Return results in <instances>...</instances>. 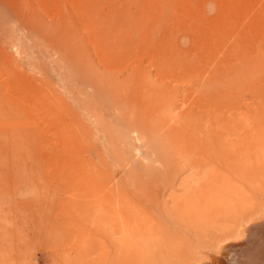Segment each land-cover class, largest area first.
Here are the masks:
<instances>
[{"label": "rangeland", "instance_id": "rangeland-1", "mask_svg": "<svg viewBox=\"0 0 264 264\" xmlns=\"http://www.w3.org/2000/svg\"><path fill=\"white\" fill-rule=\"evenodd\" d=\"M126 23L130 27H125ZM133 28L136 29V38L131 35L135 32ZM121 29L124 30L120 36L123 32L127 34L122 35V39L119 35L115 36ZM212 30L214 34L221 35L223 45L233 39L235 49L238 46L236 54L251 56L250 69L244 70L251 71V75L253 73L251 85H258V93L253 96L249 92L242 94L243 104L253 109L264 107V0H0V264H119L123 261H127L126 264H134V261L135 264H264V138H257L254 143L253 139L249 144L255 152L253 173L249 175L251 178L248 177L252 185L244 179H239L242 183L233 184L236 193L234 190L235 194L231 196L234 199L239 196L241 203L237 202V205V199L230 198L229 193L233 191L228 189L230 191L226 192L221 203L226 202L225 205L230 207L223 205L220 210L227 208L222 213L228 211V214L223 213L224 218L211 216L201 220L198 213L202 214L205 209L200 207L199 202L204 193L196 189L210 179L213 184L217 174L226 175L223 165L226 157L222 155L224 148V151H236L237 160L232 161L241 159L242 150L247 146L241 144L245 130L236 128L231 132V129L225 130L222 122L212 124L217 128L210 125L205 132L214 135L215 139H210L212 143L204 140L199 146L196 139L189 136L194 132L187 131L182 139L184 143L175 139L171 150L176 149V152L181 149L183 152L186 149L183 153L186 159L191 158V162L200 158L201 154L197 151L201 148L208 151L206 154L209 153L212 159L209 157L206 162H194L198 169L185 171L169 185L158 179L156 182L160 186L151 187L150 195H143L141 191L123 184L124 173L119 166L107 169L105 162L95 158L93 161L78 162L74 151L68 147L73 148L75 134L71 136L64 131L65 138L62 137L58 128L60 122H55L56 117L53 116V107L58 104L60 112L56 114L60 113L62 119L69 123L70 113L74 112L70 107L73 106L82 122L97 133V126L90 121H93V114L90 113L97 111L95 105H88L89 109H94L89 112L91 109L87 111L76 102L80 98L85 99L89 93L92 95L94 86L81 82V89L86 95L78 93L80 96L75 99L76 81L81 76L86 77L81 74L84 68L87 76L88 69H92L93 74L102 75L107 80L111 75L121 78L128 67L110 66L125 57L130 61L127 64L150 71L152 76L155 75L154 79L159 81L161 78L162 83L170 80L169 83L179 88V116H186L194 107H197L198 113L215 110V105V108L210 106L204 110L197 106L198 99L205 98L203 94L208 95L207 90L198 92L202 87H198L192 77L198 72L201 76L206 74L205 70H201L205 65L203 58L193 51V44L190 47L184 45L186 52L176 45L171 46L173 41L174 44L184 43L202 34L209 37L213 34ZM232 41L227 46L233 45ZM128 42L132 44L129 46ZM136 42L138 44L134 45ZM122 44L125 45L123 49ZM128 47H131L130 51ZM223 47L226 48V44ZM124 49L125 53H122ZM105 53H110L108 57L117 53L115 56L118 58L116 60L114 56L116 61H113ZM100 55H104L105 60L110 59V62L105 64ZM154 57L165 61L162 63L166 64V68L158 60L166 69L162 76L157 59L153 64ZM81 64L83 68H79L80 72L77 68ZM190 71L194 72L193 75ZM196 94L200 95L199 98ZM60 98L69 104L70 111ZM86 100L88 102L89 99ZM49 105L52 109L48 108ZM181 111L185 114H180ZM108 113H112L111 108L105 113L111 119L112 115ZM250 123L252 125V120ZM237 129L239 131L235 132ZM133 137L128 139V144L134 160L143 161V155L148 150L143 141H136ZM229 138L233 147L224 146ZM181 145L186 146L183 148ZM57 153L63 157L57 156ZM203 165L211 169L209 175L203 176V170L198 167ZM141 175L146 181L145 172ZM230 176L233 179L234 176ZM184 187L187 190L184 191ZM192 189L196 191L197 207L183 212L185 207L189 208V200L195 199L190 197ZM152 196L157 201L159 199L158 205L151 203L150 199L146 201ZM240 196L245 199L240 201ZM125 197H129L134 205L126 208ZM128 212L134 215L128 217ZM121 214L124 216L122 221ZM130 235L136 238L134 242ZM136 259L141 261L137 263Z\"/></svg>", "mask_w": 264, "mask_h": 264}, {"label": "bare ground", "instance_id": "bare-ground-1", "mask_svg": "<svg viewBox=\"0 0 264 264\" xmlns=\"http://www.w3.org/2000/svg\"><path fill=\"white\" fill-rule=\"evenodd\" d=\"M178 2H180V1H178ZM168 4H169V2H168ZM181 4H182V1H181ZM165 7H166V5H165ZM183 7H185V6H183ZM159 13H160V11H159ZM126 15H127V13H126ZM155 19H157V18H155ZM131 23H132V21H131ZM156 23H155V27H156ZM125 27H130V26H129V24H127ZM125 27H124V29H125ZM150 27H151V25H150ZM133 29H134V31L136 30L135 28H133ZM123 30L121 29L120 31L116 32L115 36L116 35L120 36V34H121V32ZM125 31H126V29H125ZM123 33L126 34V32H123ZM129 33H132V32H129ZM134 33H132L131 35H132V37L136 38V36H137L136 31ZM211 33H213V34H209V37H208V35H204V34H202L201 37H191L190 41L188 40V41H186L184 43L177 42L176 44H174V41L172 40L173 41V43H172L173 45H171V46L175 47V45H176L179 50L185 51L186 48L184 47V45L188 44L189 47H190V45L193 44L192 45L193 51L198 52V55L201 58H203V62H205L204 63L205 65H204V67L201 70H205L206 74H203V76H201L199 74V72L197 74H194V75H193L194 72L193 73L191 71L190 72L193 75L192 77L194 78V80L197 81V84H196V82H195V84L198 87L199 86L202 87V89H200V90L198 89V92H203V91H206V90H207L206 92H208V95H206V94L204 95L203 94V96H205V98H203V97L199 98L200 95L196 94L198 96V98H199L197 106H198V108L201 107L204 110L206 108H209L210 106L214 107V105H215L216 109H219V110L215 109L213 111L208 110L206 112H199L198 113V110L196 111L197 107L196 108L194 107V109H191L190 113L186 114V116H184V115H180L179 116V114L177 113V112H179L178 110L181 109L180 108L181 106H179L178 103H177V100H178L177 99L178 98V89L179 88H177V86H174L172 84V82L169 83L170 80L168 81V83H165L166 80H165L164 83H162V82H160L161 78H160L159 81L155 80L154 79L155 75L153 74L154 76H152L150 71L147 70L148 72H146L145 70L139 68L138 66L127 64V62L129 60L127 61L125 56H123V57H125L126 61H124L125 60L124 58H123L124 59L123 60L121 57H119V59H122L123 62H122V60L119 61L117 64L114 62L115 64H112V66H110V64H109L110 67H114V66H117V65H121V67H123V66H127L128 67L127 69L124 68L126 70L125 74L123 73L124 74L123 77L120 76L122 79L117 77V76L111 75L110 76V80H107L102 75H98L97 76L96 74H93V72H92L93 70L92 69H88L91 73L89 72L90 74L88 73V76H87L86 75L87 74V72H86L87 70L85 71V68L81 69L82 72L79 69L80 67L83 68L82 64L79 67L77 66L78 67L77 71H80L81 74L86 76L87 78L81 76V78H82L81 79L77 75L79 77L78 78L79 80L76 81L77 82L76 91H78V92H76L74 90L75 93H76V96H75L74 93H73L74 95L73 94L72 95L75 96V99H76V97L80 96V95H78V93H80L82 96H83V94H85V93H83L84 91L82 90L83 88L81 86V82L84 83L85 85L89 84L90 87L94 86L93 89L96 92L94 91L93 93H95V94L92 93V95H91L89 93L90 95L88 94L87 95L88 97L86 96L85 99H81V98L79 99L78 98L79 101L76 100V102H77V105H78V102H79V104H80L79 106L85 108L86 110L87 109L90 110L92 108L91 107L89 109V106H88L89 104L93 105V106L95 105L96 107L99 106L98 108H96L94 106V109L99 111L98 113H97V111H95L96 113L95 112L90 113L91 115L93 114L92 115L93 121L92 120H90V121L93 124L95 123V125L97 126V127L95 126L97 128V130H98L97 133H94L92 131V129L86 123L82 122V120L80 119L81 118L80 115H78V113L76 114L77 111L75 112V110H76L75 107L72 106L74 109L72 107H70L71 108V112L72 111H74V112L70 113L71 114V116H70L71 118L68 116L69 119L71 120L69 123L65 122L66 119H62V116L60 115V113H59V115L56 114L57 111L60 112V108H59L58 104H57V106L54 104L56 107L55 106L53 107V111H54L53 112V116L56 117L55 118V122L56 121L60 122V125L58 126V128L60 127V129H61L62 137L65 138L64 131L66 132V134L70 133L71 136H72V134H75L76 141L72 145L74 150H73L72 147L68 146V145H70L71 141L67 142L68 145L66 144V147L68 146L70 149H72V151H74V154H75L76 159H77L78 162L79 161L80 162L87 161V160L93 161L94 158H95V160H98L99 162L100 161L101 162H105L107 164V165H105L107 169H109V167H111V166L112 167H114V166L118 167L119 166L120 169L122 170V172L124 173L123 184L125 186H127L128 188L130 187V189L141 191L143 193V195L144 194H149L150 195L149 192H152V190H153V189H150V188L155 186V185L158 186V182H156V181H159L160 179H162L163 183H165L166 185H169L170 182L174 178L176 180V178L179 177L185 171H190V170L193 171V170H195V168L197 166L194 165V164H196L194 162H201V161L212 159V157H211V155L209 153L206 154V152H208V151L203 150V149L201 150V148L198 149V151H197L198 152L197 154H201L200 158H198V159L194 158L191 162H189L191 160V158L187 157V159H186L185 153H183L186 149L183 152H182L181 149H180V151L174 152L176 150L175 146H174L173 149H175V150H173V151L171 150L172 145L175 144V142H174L175 139H180L181 141H178V142L182 143V139H184V136H186L188 134L187 131L188 132H194V134H189V136L192 139H196V141L198 142V144H196V145L199 146V145H203V141L204 140L210 141L211 138L215 139L214 135L207 134V132H205L209 128V126L212 125V124H217V123L220 124L219 122H222L221 124L225 128V130L227 129L226 131H228V129H231V132L234 131V129H236V128L245 130V135H243L244 136V141L241 144L242 145H247V146L244 148V150H242L243 155H242L241 159L238 162L232 161V160H237L236 159V157H237L236 151L235 152H233V151H224V150H226L225 148L222 151V155L226 157L225 160H224V163H223V165L225 167L224 171H226L225 174L226 175H228V174L233 175L234 176L233 179H231L230 175L229 176H226V175L218 176V174H217V175H215L216 178H213L214 179L213 184H211L212 183V181H211L212 179H210V180H207V182L205 184L204 183L201 184L199 186V188L196 189L197 192L198 191L201 192L203 190L202 194L204 193L201 196L200 202H199L200 207L205 209V212L203 211L202 214L198 213V215L201 217V220H205L207 217L210 218L211 216H216V217H219V218H222V217L224 218L225 217V215L223 213L226 214L228 211L223 212V213H222V211L224 209L226 210L227 208H224V209H222V211H220L221 208H223L222 207L223 205L224 206H228V205H225L226 202L224 204L221 203L224 200L223 196H225L226 192L230 191V190L233 191V192L229 193L230 196H231L232 193L233 194L236 193V190H235V187L233 186V184L235 182L242 183L239 179H244L245 181H248L249 183L251 182L248 177H250L249 175L251 173H253V171H252L253 170L252 168H253V165H254L253 164V159H254L253 157H254V153L255 152H253L254 150H252L253 148H250L251 145H249V144H251L253 139H254L253 140V143H254L255 139H257V138L258 139L259 138L263 139L264 138V107L263 106H261V107L259 106L257 109H253L252 107L246 106L245 104H243V99H244L243 95H244L245 92H249L252 96L253 95H257V93H258V90H257V86L258 85H256V86L251 85V81H253L251 79V76L253 75V73L251 75V71L244 70V69H250V66H251L250 64H252V63L250 62L251 60L249 58L251 56L249 57V56H247L245 54L241 55V53L238 54L239 52L236 54L235 50L238 51V49H237L238 46L235 49V46H236L235 43L236 42H233L232 41L233 39H230V40L233 42V45L235 44L234 47H233V45L227 46V45H229L227 43L230 40L225 43L226 44V48L223 47V46H225V44L223 45L221 35L220 34L219 35L218 34H214L215 31H213ZM112 34L114 36V32ZM124 34H122V35H124ZM126 35H124V36H126ZM121 36H120V39H122ZM230 36H231V34H230ZM235 37L238 38V35H236ZM235 37H233V38H235ZM115 38H114V40H115ZM225 38H227V35H226V37L224 36V39ZM138 39L139 38H137V40ZM170 41H171V39H170ZM122 42H124V41L122 40ZM137 42L134 45L138 44ZM129 43L130 42H128L127 45L130 46L132 43L131 44H129ZM105 44L104 45L102 44V45L105 46ZM123 46H125V45L122 44L121 49L124 48ZM247 46H248V44H247ZM138 47H139V45H138ZM129 48H131V47H128V51L131 50ZM223 49H224L225 52L222 51ZM126 50H127V48H126ZM250 50H251V48H250ZM123 51H122V53H125V49ZM112 52L115 53V50L113 49ZM118 52L120 53V51H118ZM108 54H110V53H108ZM108 54L105 53V55H107V57H108ZM126 54L129 55V52L127 53V51H126ZM160 54H158V55H160ZM115 55H117V53L114 54L113 57L110 55L108 58H110V59L113 58L112 60L116 61L117 60L116 58H118V57L115 56ZM101 56L102 55H100V57ZM103 56L100 59L103 60L104 59ZM114 56H115L116 60H114ZM172 56H173V54H172ZM155 57H154V60H153V64L156 63V59H157V62H158L159 59H160L159 61L161 62L162 58H155ZM63 58H64V56H63ZM110 59H107V58H106V60L104 59L106 63L104 61H102V60L101 61H102L103 65H104V63L108 64L107 61H109ZM165 60H167V59H165ZM177 61L178 60H176V62ZM160 62H158L159 63L158 67L160 66L162 68V64H163V67H165V68L167 67L166 64H164L165 63L164 60L162 61L164 63L161 62L162 64H160ZM129 63H130V61H129ZM183 63H185V62H180L179 64H183ZM175 64L176 63H174V66H175ZM109 66H106V67L109 68ZM72 67H74V66H72ZM104 68H105V66H104ZM161 68H159L158 71L161 73V76H162V75H164L166 69L162 68L164 70L163 71ZM188 69H190V68H188ZM178 70H179V68H178ZM77 71H76V73H77ZM83 71H85V72H83ZM80 72H79V74H80ZM167 73H169V72H167ZM179 73L180 72H178V74ZM183 74L185 75L186 73L183 72ZM178 77H180V76H178ZM185 78L186 77L184 76V79ZM156 79H157V77H156ZM169 79H172V78H169ZM189 79H190V77H189ZM85 80H87V82H85ZM187 83H188V81H187ZM73 84L75 85V83H73ZM86 87H84V88H86ZM260 91H261V88H260ZM179 92H181V91H179ZM55 95H56V93H55ZM56 97H58V96H56ZM86 98L89 99L88 102H87ZM59 100H61V102H63L62 104H64L67 108H69L67 106L69 104L65 103L66 101H65L64 98L63 99L60 98ZM85 100H86V102H85ZM184 104H186V103H184ZM65 106L63 107V111L65 110ZM48 108L52 109V105H49ZM67 108H66V111L68 110ZM70 108H69V111H70ZM110 108H111L112 113H108V114L112 115L111 119H109V118H107L105 116L106 115L105 113ZM190 108H187V109L189 110ZM92 109L89 112H92ZM94 109H93V111H94ZM187 109H185V111ZM188 110H187V112H188ZM182 111H181L180 114H182V113L185 114V112H182ZM251 120H252V125L250 123ZM212 126H214V125H212ZM214 127L217 128L216 125ZM219 127H218V129H219ZM96 128H95V130H96ZM212 129H213V127H212ZM74 131L77 132V133H75ZM201 131H203V132L201 133ZM236 131H239V130L237 129V130H235V132ZM252 133H254V134H252ZM133 134H136V136H134ZM251 135H252L253 138L251 137ZM34 136H35V134L33 135V137ZM37 136L39 138V135H37ZM243 136H240V138L243 139ZM132 137L136 141H143L144 142L143 144L146 146V149L148 150L147 152L145 151V153L143 155V161L134 160V156L132 155V151H131L130 145L128 144V142H129L128 139L131 140ZM64 138H63V140H64ZM98 139H100V142H99ZM38 141H40V140H38ZM211 141H212V139H211ZM229 141H230V138L227 141L225 140L226 144L224 143L225 145L224 144L223 145L226 146V147H233V144L230 143ZM241 141L242 140H240V142ZM199 142H202V144L199 143ZM60 143H63V142H60ZM222 143H221V146H222ZM194 144H195V142H194ZM145 146H144V148H145ZM181 146H183V145H181ZM184 146H186V145H184ZM184 146H183V148H184ZM193 147H197V146H193ZM195 149H197V148H195ZM231 149H233V148H231ZM193 150H194V148H193ZM66 152H71V151H67L66 150ZM50 154H52V153H50ZM58 155H62V154H58L57 153V156ZM67 155H68V153H67ZM55 156H56V154H55ZM196 156L197 155H195V157ZM207 156H208V158H207ZM62 157H63V155H62ZM209 157H211V158L209 159ZM87 164H86L85 167H87ZM198 167H201V170H203V176H206L205 174H208V173L210 174V172H212L210 168H208V167L205 168L204 165L203 166H198ZM196 169H198V168H196ZM217 170H219V168ZM89 172H91V171H89ZM141 172H143V173L145 172V177L147 178L146 181H143ZM121 180H122V178H121ZM248 182H247V185H248ZM115 185H114V188L116 189ZM173 185H175V184H173ZM162 186H164V184ZM117 189H120V188L118 187ZM228 189H230V190H228ZM236 189H237V191L239 190V188H236ZM244 189H245V187H244ZM185 190H187V189H185V187H184V191ZM234 190H235V193H234ZM195 192H196L195 189L191 190V192H190L191 196L190 195L189 196L190 197H195V199H193L192 201L189 200V202H188L189 208L185 207L183 212L184 211L188 212L189 209H191L192 207H197V197L194 195ZM125 193L127 194V192H125ZM241 193H242V191H241ZM244 193L245 192L243 191V195H244ZM127 196H129V195H127ZM119 197H121V196H119ZM190 197L188 199H190ZM230 198L234 199V197H232V196ZM235 198L237 199V200L234 199V200H236L235 203L237 205H239L237 203V202H239L238 201L239 196L236 195ZM240 198H241L240 199V201H241L243 196H240ZM148 199H150L151 203H155V205L156 204L158 205L159 199L157 201V199H154L153 196L151 198H146V201ZM243 199H245V197ZM132 202L133 201H131L129 199V197H125V205L124 206L125 207L126 206L130 207V206L134 205ZM191 202H192V205H191ZM242 202H244V201H242ZM213 203H214V205H212ZM215 203H217V204L221 203L222 205L221 204H220L221 206L217 205V204L215 205ZM239 203H241V202H239ZM229 204H233V203H229ZM182 205H184V204H182ZM163 206H164V209H166V205H163ZM228 207H230V205ZM208 209H209V211H208ZM214 213L216 215H214ZM133 215H134L133 213L128 212V217L129 216L131 217ZM120 218H121L120 220L122 221L124 216L121 214ZM212 220L213 219H211V221ZM253 228H251V229H253ZM220 230H221V227H220ZM258 230H259V228H258ZM248 231H252V230H248ZM141 234H142V231H141ZM132 236L133 235H130V237L132 238V241H133V239L135 241L136 238H133ZM87 237H88V235H87ZM148 239L149 238H147V240ZM133 248H135V247L133 246ZM119 251H117V252H119ZM111 260H112V258H111ZM136 261H137V263H139L141 260L138 262V260L136 259ZM125 262H127V261L120 262L119 264H126ZM112 264H116V262H112ZM134 264H135V261H134Z\"/></svg>", "mask_w": 264, "mask_h": 264}]
</instances>
